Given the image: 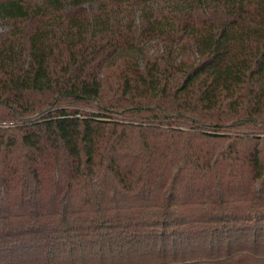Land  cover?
Instances as JSON below:
<instances>
[{"label": "trees", "instance_id": "obj_1", "mask_svg": "<svg viewBox=\"0 0 264 264\" xmlns=\"http://www.w3.org/2000/svg\"><path fill=\"white\" fill-rule=\"evenodd\" d=\"M0 264H263L264 0H0Z\"/></svg>", "mask_w": 264, "mask_h": 264}, {"label": "rangeland", "instance_id": "obj_2", "mask_svg": "<svg viewBox=\"0 0 264 264\" xmlns=\"http://www.w3.org/2000/svg\"><path fill=\"white\" fill-rule=\"evenodd\" d=\"M1 30V29H0ZM251 264V263H250ZM257 264H259V263H257ZM263 264H264V262H263Z\"/></svg>", "mask_w": 264, "mask_h": 264}]
</instances>
